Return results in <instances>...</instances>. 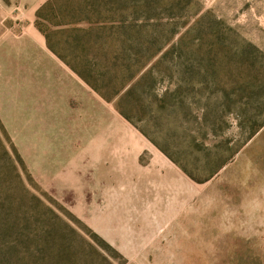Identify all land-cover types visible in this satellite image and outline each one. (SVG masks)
<instances>
[{
	"label": "rangeland",
	"instance_id": "rangeland-1",
	"mask_svg": "<svg viewBox=\"0 0 264 264\" xmlns=\"http://www.w3.org/2000/svg\"><path fill=\"white\" fill-rule=\"evenodd\" d=\"M40 1L0 0V264H264V0H150L78 49L110 101Z\"/></svg>",
	"mask_w": 264,
	"mask_h": 264
},
{
	"label": "trees",
	"instance_id": "trees-1",
	"mask_svg": "<svg viewBox=\"0 0 264 264\" xmlns=\"http://www.w3.org/2000/svg\"><path fill=\"white\" fill-rule=\"evenodd\" d=\"M167 1L173 4L177 0H162V3ZM179 1L185 6L190 3V0ZM154 5L150 0H134L132 4L129 0L124 2L122 0H48L37 10L35 25L45 37L47 49L75 72L96 94L110 101L120 93L122 88L116 89L114 86L107 93L92 82L91 78H88L79 68L81 60L78 49L85 51L94 48L103 54L105 60L110 57L112 60L120 59L117 55L119 53L121 59L118 61L124 62V50L120 52L114 49L117 40L114 41V38L107 40L102 33L106 30L118 29L115 27L116 24L117 26L125 25L128 17L144 14ZM65 27L68 28L64 29ZM72 33L77 35L73 36ZM106 47L111 49L107 50ZM155 55L156 52L149 53L144 64ZM130 77L127 78V82Z\"/></svg>",
	"mask_w": 264,
	"mask_h": 264
},
{
	"label": "crops",
	"instance_id": "crops-1",
	"mask_svg": "<svg viewBox=\"0 0 264 264\" xmlns=\"http://www.w3.org/2000/svg\"><path fill=\"white\" fill-rule=\"evenodd\" d=\"M46 0H41L38 3L33 4L34 7L32 9L33 14L37 12V10L41 7L42 4L45 3ZM30 35L34 40H36L45 50L48 51L46 46V40L45 37L34 27V24L30 22V24L27 25L26 31L22 33V36Z\"/></svg>",
	"mask_w": 264,
	"mask_h": 264
}]
</instances>
